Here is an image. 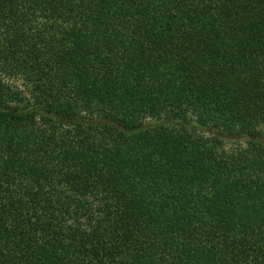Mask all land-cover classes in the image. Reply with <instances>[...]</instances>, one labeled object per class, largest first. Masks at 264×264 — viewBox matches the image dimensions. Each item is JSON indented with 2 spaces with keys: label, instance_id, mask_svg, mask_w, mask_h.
Listing matches in <instances>:
<instances>
[{
  "label": "trees",
  "instance_id": "trees-1",
  "mask_svg": "<svg viewBox=\"0 0 264 264\" xmlns=\"http://www.w3.org/2000/svg\"><path fill=\"white\" fill-rule=\"evenodd\" d=\"M0 264H264V0H0Z\"/></svg>",
  "mask_w": 264,
  "mask_h": 264
},
{
  "label": "rangeland",
  "instance_id": "rangeland-1",
  "mask_svg": "<svg viewBox=\"0 0 264 264\" xmlns=\"http://www.w3.org/2000/svg\"><path fill=\"white\" fill-rule=\"evenodd\" d=\"M16 83L21 87L22 84H21V81H16ZM235 144H237V141H234L232 139H226V147H231V146H234Z\"/></svg>",
  "mask_w": 264,
  "mask_h": 264
}]
</instances>
